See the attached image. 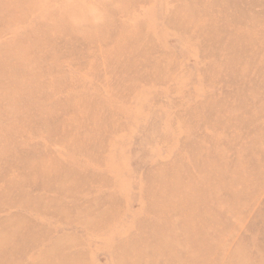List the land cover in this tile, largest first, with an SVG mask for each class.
Here are the masks:
<instances>
[{"label":"rangeland","instance_id":"1","mask_svg":"<svg viewBox=\"0 0 264 264\" xmlns=\"http://www.w3.org/2000/svg\"><path fill=\"white\" fill-rule=\"evenodd\" d=\"M6 224L19 264H264V0H0V264Z\"/></svg>","mask_w":264,"mask_h":264},{"label":"bare ground","instance_id":"2","mask_svg":"<svg viewBox=\"0 0 264 264\" xmlns=\"http://www.w3.org/2000/svg\"><path fill=\"white\" fill-rule=\"evenodd\" d=\"M225 29L226 28H219V31L220 32H226L230 38L231 37L236 38V35H240L239 31L236 29H231V30H228V29L225 30ZM229 31L232 33V36H230ZM244 39H246V36L242 37V40H244ZM29 204H30L29 201H27L25 204L28 209H30ZM33 209H35V208H33ZM23 221H25V220L23 219ZM19 223H20V221H19ZM22 224L25 225V223H22ZM4 227H7L8 231L10 232L9 238L6 239L7 242H9V244H10L9 250H8V258L11 260L10 264H19V262L17 260H19V259L22 260L23 255H24L21 246L26 242H29L31 240H35L36 238L39 240L40 239L39 236L41 234L38 237H35L33 234L34 232H31L30 230L23 232L19 226H16L14 224H6ZM59 241H61V240L51 242L50 245H48L46 248H44L41 251V254H42V256H44L45 259L37 258L36 260H34L28 264H51L53 262V260H55V258H56L55 257L56 253H58L59 255L62 254L65 256L66 260L65 259H63V260L59 259L60 264H65L68 260H69V263L72 264L73 258L70 254L71 252L69 251L71 246L69 245V247L65 248L61 245L62 243H59ZM204 242H206L205 236H204ZM0 245H1V241H0ZM65 246H67V245H65ZM53 251H56V252L52 255V258H51V253ZM1 252H2V250L0 248V254H1ZM186 252L187 251H184V252L181 251L180 254L178 255V257H181L182 254H186ZM208 252H209V250L205 252L206 255ZM128 253H127V255H129ZM156 254H158V252H156ZM165 254L170 255V253H165ZM1 257L2 256L0 255V258ZM178 257H177V259H180ZM61 262H63V263H61Z\"/></svg>","mask_w":264,"mask_h":264}]
</instances>
